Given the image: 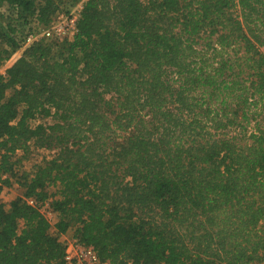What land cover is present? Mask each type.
Listing matches in <instances>:
<instances>
[{"label":"trees","instance_id":"16d2710c","mask_svg":"<svg viewBox=\"0 0 264 264\" xmlns=\"http://www.w3.org/2000/svg\"><path fill=\"white\" fill-rule=\"evenodd\" d=\"M77 1L0 0V264H67L70 228L109 264H264V0H84L16 54Z\"/></svg>","mask_w":264,"mask_h":264},{"label":"built area","instance_id":"2783aa9c","mask_svg":"<svg viewBox=\"0 0 264 264\" xmlns=\"http://www.w3.org/2000/svg\"><path fill=\"white\" fill-rule=\"evenodd\" d=\"M83 2L84 1H82V5H80L76 10H71L66 15L54 18L51 23L47 27L42 28L40 32L27 33L25 36L24 46L27 47L42 38H72L77 32V21L80 17ZM23 50L24 49H22V51ZM26 200L28 204L36 207L50 223V219L52 217H59L58 212L53 209L50 200L38 201L34 197H28ZM67 234L68 232L60 234V240L65 247V260L67 264H109L108 261L100 258L97 251L92 246L86 245L80 241L73 233L71 235Z\"/></svg>","mask_w":264,"mask_h":264},{"label":"rangeland","instance_id":"374dc122","mask_svg":"<svg viewBox=\"0 0 264 264\" xmlns=\"http://www.w3.org/2000/svg\"><path fill=\"white\" fill-rule=\"evenodd\" d=\"M82 1L84 0H78L77 3L72 6L69 11L71 10H76L80 5H82ZM2 10L5 12L6 11V8L3 7ZM66 12V8L65 6H61L60 7V10L59 12L57 13V15L55 16V18H57L58 16H62V15H66L67 13ZM31 25V24H30ZM32 28L34 31L32 32H40L42 28L38 29V27L36 26L35 23H32ZM30 26H26V28L24 29L23 31V34H26V30L28 31ZM25 41V39H24ZM24 41L22 42V45L21 47L16 51V54H20L22 53V49H25L27 48L26 46H24ZM21 51V52H20ZM5 63H3L1 66H0V75H3L5 73V69H4V65ZM242 77H244L245 79L248 78V72L244 73L242 75ZM247 84L249 85V83L247 82ZM252 91L253 89H249V92H248V98H249V101L251 100H255L254 102H252V104L249 105L248 103V107L245 108L246 111L249 112V116H250V123L248 125V130L249 131H252V129L254 128V124L255 122H260L262 123V120L264 118V109H263V105H264V99L261 100V98L259 97L260 94L256 93L255 96L253 98H250V96L252 95ZM107 98H111V95H107ZM241 110L239 111V117H241ZM149 116H147L146 118H148ZM252 117H255V119H251ZM53 119L48 117L46 119H37V120H34L33 121V124H36V123H39V122H52ZM230 129V134H237L239 133V128H236L235 127H231L229 128ZM53 153H54V150H49V149H44V148H35V147H32L30 148L29 150V153H27V156L26 158H24V160L22 161L21 163V169L22 170H25V171H30V170H33L34 167H36L37 165L43 163V161L45 159H49L53 156ZM23 155V152L22 151H18V157ZM54 189V188H52ZM22 193V189L20 188V186L17 184V183H13L12 185H9V186H3L2 189L0 190V202L2 203H5L6 206L9 205V202L15 198L17 195L21 194ZM51 221V231L53 233H56L57 230H56V227H55V223L58 221V216L57 217H52L50 219ZM68 234L67 235H71L73 233V229L70 228L68 229ZM61 238V237H59Z\"/></svg>","mask_w":264,"mask_h":264},{"label":"crops","instance_id":"0c3cea01","mask_svg":"<svg viewBox=\"0 0 264 264\" xmlns=\"http://www.w3.org/2000/svg\"><path fill=\"white\" fill-rule=\"evenodd\" d=\"M67 233V232H66Z\"/></svg>","mask_w":264,"mask_h":264}]
</instances>
